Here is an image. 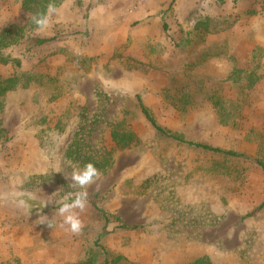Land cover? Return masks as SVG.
Listing matches in <instances>:
<instances>
[{
    "label": "rangeland",
    "instance_id": "obj_1",
    "mask_svg": "<svg viewBox=\"0 0 264 264\" xmlns=\"http://www.w3.org/2000/svg\"><path fill=\"white\" fill-rule=\"evenodd\" d=\"M91 2L64 0L39 31L23 0H0V38L16 27L0 80L17 83L0 95V264H264V0H184L183 22L155 0L99 52ZM139 99L224 152L161 134ZM88 162L101 175L73 234L57 210Z\"/></svg>",
    "mask_w": 264,
    "mask_h": 264
},
{
    "label": "crops",
    "instance_id": "obj_2",
    "mask_svg": "<svg viewBox=\"0 0 264 264\" xmlns=\"http://www.w3.org/2000/svg\"><path fill=\"white\" fill-rule=\"evenodd\" d=\"M154 1L150 4L152 5ZM183 2L184 0H177L175 18L178 22H183L193 8L181 11L180 4ZM142 10L141 5H136L132 0H92L91 9L84 21L86 30L91 31V46L98 47L95 51L99 52L100 49L107 50L110 46L124 45L135 18L143 15ZM172 19L171 22H176L174 18Z\"/></svg>",
    "mask_w": 264,
    "mask_h": 264
},
{
    "label": "clouds",
    "instance_id": "obj_3",
    "mask_svg": "<svg viewBox=\"0 0 264 264\" xmlns=\"http://www.w3.org/2000/svg\"><path fill=\"white\" fill-rule=\"evenodd\" d=\"M57 12L54 5L49 4L47 13L38 14L33 17V22L37 30L44 31L50 26V16ZM101 175V172L94 163L88 162L82 168L74 167L71 175L72 185L74 189H78L69 193L57 210L58 214L63 217V224L73 234H79L84 225L80 218L81 213L86 210L88 204L87 186L93 184Z\"/></svg>",
    "mask_w": 264,
    "mask_h": 264
},
{
    "label": "trees",
    "instance_id": "obj_4",
    "mask_svg": "<svg viewBox=\"0 0 264 264\" xmlns=\"http://www.w3.org/2000/svg\"><path fill=\"white\" fill-rule=\"evenodd\" d=\"M64 2V0H23V8L31 13V15L33 17L37 16L38 14H45L47 13V9L49 4H52L55 6V8L59 7L62 3ZM174 3V1L171 3V5ZM16 27L11 26L9 28H7L4 33L2 34L1 38H0V45L3 44L4 40H8L13 33V30H15ZM50 39H45V38H30L29 40V46H41L47 42H49ZM16 81L14 79H9L7 81H2L0 80V95H3L5 92L12 90L15 88L16 86ZM139 103L140 106L142 108V111L144 112V114L146 115L147 119L151 122V124L153 125V127L160 132L161 134L182 142V143H186L189 145H194L197 146L199 148H204L207 149L209 151L212 152H224L222 149L220 148H216V147H212V146H208V145H204V144H200V143H194L191 141H185L183 138L179 137L176 134H173L169 131H167L166 129H164L163 127H161L152 117L151 113L149 112L148 108H146L142 102V100L139 99ZM131 134L129 133H124L121 134V132L119 131H114L113 133V137L114 139L117 141L118 145L121 148H125L129 145V143L131 142L132 138H131ZM228 155H232V156H242L238 153H234V152H225ZM106 230V226L104 227V231ZM192 264H212V262L208 259V258H199L197 260H195Z\"/></svg>",
    "mask_w": 264,
    "mask_h": 264
},
{
    "label": "built area",
    "instance_id": "obj_5",
    "mask_svg": "<svg viewBox=\"0 0 264 264\" xmlns=\"http://www.w3.org/2000/svg\"><path fill=\"white\" fill-rule=\"evenodd\" d=\"M136 5H147L150 4L153 0H132Z\"/></svg>",
    "mask_w": 264,
    "mask_h": 264
}]
</instances>
